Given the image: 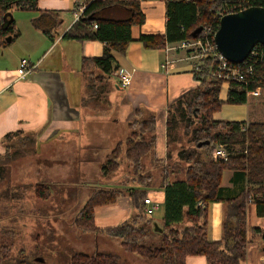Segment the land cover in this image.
Listing matches in <instances>:
<instances>
[{
  "label": "trees",
  "instance_id": "16d2710c",
  "mask_svg": "<svg viewBox=\"0 0 264 264\" xmlns=\"http://www.w3.org/2000/svg\"><path fill=\"white\" fill-rule=\"evenodd\" d=\"M165 3V33L164 35H139V41L146 49L163 50L183 40L198 39L200 33L193 38L197 28L211 26L216 32L218 18L216 13L227 6L237 5L244 0H163ZM244 7L262 6V0H250ZM84 9L73 25L63 35V39L74 41L96 40L104 44L103 53L98 58L83 59L81 72L86 76V88L89 97L98 98L105 95L109 86L105 81L111 77L115 67L113 52L124 54L128 44L133 41L131 28L144 23V15L139 3L124 0H85ZM13 9L21 11L37 10V0H0V38L4 45L7 37H16L14 19L9 13ZM113 9H123L129 12L125 19L104 17V13ZM57 19L51 12H42L32 21L37 29L51 38V31L56 26ZM96 24V28H93ZM6 43V42H5ZM252 51L258 54L252 60L255 65L253 75L248 78V84L230 82L226 99L219 98L223 83L210 76L215 61L205 58L195 61L192 73L198 85L176 101L170 118L166 120L167 136L178 124H183L186 135L191 137L193 146L177 151V158L186 167L183 170L163 171L160 186L163 190L162 225L148 229L153 224L152 216L144 214V199L146 189L152 177L142 183L143 160L155 145L156 120L154 116L148 119L134 120L128 124L129 135L123 144L117 145L107 156L101 166L103 175H108L118 167V160L123 156L132 174L138 175L137 185L133 190H97L86 201L74 221L77 230L85 233H105L119 241L121 247L129 253L145 258L158 264H185L189 256H201L208 264H242L246 253V207L249 202L256 206V214L264 218V123H246L220 121L213 119L219 113L223 104L243 105L247 102L246 93L261 88L264 93V46L255 45ZM250 55V54H249ZM99 71L98 76L92 70ZM93 79L94 81H90ZM98 82V83H97ZM98 84V86H96ZM198 107L197 126L191 129L194 114L187 117V108ZM192 117V118H191ZM137 126L138 132L134 129ZM246 129L242 131V127ZM15 135V134H13ZM11 135H7L9 138ZM148 135V139L145 136ZM6 138V139H7ZM174 138V137H172ZM175 140V138L173 139ZM172 140V141H173ZM209 144L197 147L200 142ZM225 145L230 152L227 161L211 159V152L216 145ZM113 156V158H110ZM229 170L244 180V186L234 197H224L221 187L223 172ZM178 172L184 174L183 179H177ZM176 173V174H175ZM173 175L174 178L172 177ZM172 177V178H171ZM136 178V179H137ZM34 195L42 200L50 197L49 187L37 184ZM128 196L132 207L136 210L130 221H125L115 227L99 229L94 224V209L99 206L113 204L119 197ZM222 203L224 214L222 220L221 239L209 241L206 236L207 211L210 203ZM154 227V225H153ZM149 231L160 237L157 245L143 244ZM253 234H263L260 228H252ZM8 246H0V264H31L23 254L16 258L9 256ZM69 264H120L114 254L95 252L73 254Z\"/></svg>",
  "mask_w": 264,
  "mask_h": 264
},
{
  "label": "crops",
  "instance_id": "0c3cea01",
  "mask_svg": "<svg viewBox=\"0 0 264 264\" xmlns=\"http://www.w3.org/2000/svg\"><path fill=\"white\" fill-rule=\"evenodd\" d=\"M84 1L37 0L38 9L29 11L31 18H13L18 35L5 45L0 38V155L4 152L6 136L11 134H34L44 149L52 145H72L79 175L87 178V182L95 183L98 181L91 177L96 174L94 169L100 164V157L107 158L117 145L124 143L129 135L128 124L143 113L156 120L152 157L165 163L168 156L171 157V154L167 155L166 135H163L167 108L195 89L198 82L193 78L195 62L189 52L146 49L137 41L139 35H164V1L124 0L138 2L145 20L142 25L131 28L133 41L125 53L113 52L115 67L111 77L105 80L109 91H114L109 98L111 108H119L122 115L117 119L102 116L100 110L106 99L104 95L89 97L81 62L100 57L104 44L96 40L79 42L62 38L77 20L78 10L83 11ZM42 12H51L57 19L51 38L32 24ZM104 17L125 19L129 12L113 9L105 12ZM22 59L28 60L34 68L27 76L19 78L17 68ZM92 74L98 76L100 73L93 69ZM120 76H129V84L124 88L119 84ZM222 89L224 93L221 96L220 92L219 98L225 101L228 85H223ZM260 92L264 100L263 90ZM260 92L257 96L247 97L243 105L223 104L222 111L215 113L213 119L264 123L257 118L264 105ZM104 119L107 127L102 126ZM244 184V180L232 171L223 172L221 187L224 197H234ZM147 189L146 195L161 204L158 220L151 218L154 225L161 226L164 194L160 182L152 189V195ZM135 214L130 199L124 195L113 204L96 207L94 224L99 229L111 228L131 220ZM223 214L222 203L208 205L206 236L209 241L221 239ZM246 224L247 244L242 264H264V218L257 216L252 202L246 207ZM256 227L263 234H253L251 229ZM185 264L208 263L201 256H189Z\"/></svg>",
  "mask_w": 264,
  "mask_h": 264
},
{
  "label": "rangeland",
  "instance_id": "374dc122",
  "mask_svg": "<svg viewBox=\"0 0 264 264\" xmlns=\"http://www.w3.org/2000/svg\"><path fill=\"white\" fill-rule=\"evenodd\" d=\"M12 17L31 18V12L13 10ZM113 92L108 90L104 95L106 101L100 110L101 115L109 119H117L122 115L119 108L116 109L114 106L111 108L112 104L109 103ZM223 93L222 89L221 96ZM260 99L264 102L263 95ZM175 106L176 102L168 106L166 120L173 114ZM186 110L187 117L191 116V113L195 116L191 117L194 122L191 121L190 128L193 129L197 126L198 107ZM258 115L259 121H264V105ZM150 116L143 113L135 120L148 119ZM101 122L103 127L108 126L105 119ZM183 124H178L170 136H167V129H164L167 155L171 154L165 163H159L152 157L154 147L143 160V168L139 170V175H142L143 184L151 175L152 181L147 189L151 195L152 189L159 184L164 170L174 169L176 172L177 169L183 170L186 167L185 162L178 160L177 151L181 148H190L193 143L190 141L191 137L186 135ZM134 129L138 132L137 126H134ZM35 137L31 133L9 137L5 140L4 152L0 155V246H8L9 256L16 258L23 254L31 264H69L71 256L76 253L91 255L95 252H106L114 254L120 264H158L156 261L151 263L143 257L126 252L118 240L105 233H85L74 226L79 211L95 191L112 188L129 191L136 188L138 175L132 174L124 157L120 156L118 167L108 175L101 172L100 168L105 164L106 158L100 157V164L94 169L96 174L91 177L98 182H87V178L79 175L72 145H52L44 149ZM145 138L148 139V135ZM64 172H67L65 176ZM183 178L184 174L178 172L177 179ZM37 184L49 187L48 199L42 200L34 195L33 189ZM161 211L162 209L152 215L155 221L158 220ZM153 225H148L147 228L155 229ZM159 239V236L149 231L143 244L157 245Z\"/></svg>",
  "mask_w": 264,
  "mask_h": 264
},
{
  "label": "built area",
  "instance_id": "2783aa9c",
  "mask_svg": "<svg viewBox=\"0 0 264 264\" xmlns=\"http://www.w3.org/2000/svg\"><path fill=\"white\" fill-rule=\"evenodd\" d=\"M255 1V0H254ZM250 0L238 1L237 5L227 6L220 9L216 13V18L218 21L227 14H232L238 12L240 10L245 9L244 5L250 4ZM262 6L264 7V0L261 1ZM82 10H78V14H76V18L78 20L81 15ZM93 28H96V24H93ZM200 36L198 39H187L183 40L177 44L172 46H167L166 51L170 50H184L189 52V57L194 61H200L207 57L214 59L215 66L210 73V76L216 80L222 81L223 85H229L230 82H237L241 84H248V78L253 75L255 71V65L252 63V60L256 58L257 52L252 51L250 55H248L247 59L241 64H232L224 59L216 50V47L213 43V37L215 31L211 26L203 27ZM262 46V45H261ZM34 66L26 59H22L19 62V66L17 68V73L19 78H24L29 73H31ZM129 76H120L119 84L121 87H125L129 84ZM259 94L258 88L249 91L246 93L247 97L257 96ZM246 129V126L242 127V131ZM230 156V152L225 145L219 144L214 147L211 152V159L214 161L221 160L227 161ZM161 207L160 202L147 197L144 199V209L143 212L147 216H152L155 212H157Z\"/></svg>",
  "mask_w": 264,
  "mask_h": 264
},
{
  "label": "water",
  "instance_id": "95a60500",
  "mask_svg": "<svg viewBox=\"0 0 264 264\" xmlns=\"http://www.w3.org/2000/svg\"><path fill=\"white\" fill-rule=\"evenodd\" d=\"M8 16L12 20V14ZM202 28H197L192 37L195 38ZM7 37L5 42H10ZM213 43L217 52L232 64L244 62L255 45L264 46V7L252 6L238 12L227 14L219 20ZM209 144L200 142L197 147ZM157 228L156 225H154Z\"/></svg>",
  "mask_w": 264,
  "mask_h": 264
}]
</instances>
